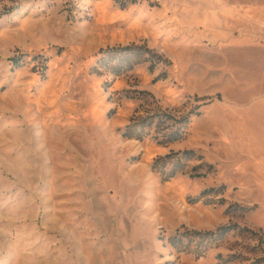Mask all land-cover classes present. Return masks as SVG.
<instances>
[{"label":"rangeland","instance_id":"rangeland-1","mask_svg":"<svg viewBox=\"0 0 264 264\" xmlns=\"http://www.w3.org/2000/svg\"><path fill=\"white\" fill-rule=\"evenodd\" d=\"M255 19L264 0H0V264H264Z\"/></svg>","mask_w":264,"mask_h":264},{"label":"crops","instance_id":"crops-1","mask_svg":"<svg viewBox=\"0 0 264 264\" xmlns=\"http://www.w3.org/2000/svg\"><path fill=\"white\" fill-rule=\"evenodd\" d=\"M255 6H256V4H254V5L252 6V8H254ZM257 11H261L260 8H259ZM262 12H263V8H262ZM251 18H252V17H251ZM250 20H252V19H250ZM255 21H256V25H258V27H259L260 25H264V24H262V23H259L260 21H258V20H256V19H255Z\"/></svg>","mask_w":264,"mask_h":264},{"label":"trees","instance_id":"trees-1","mask_svg":"<svg viewBox=\"0 0 264 264\" xmlns=\"http://www.w3.org/2000/svg\"><path fill=\"white\" fill-rule=\"evenodd\" d=\"M263 259H264V257H263Z\"/></svg>","mask_w":264,"mask_h":264}]
</instances>
